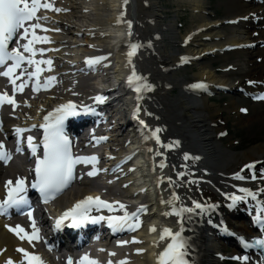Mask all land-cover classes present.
<instances>
[{"label":"bare ground","instance_id":"bare-ground-1","mask_svg":"<svg viewBox=\"0 0 264 264\" xmlns=\"http://www.w3.org/2000/svg\"><path fill=\"white\" fill-rule=\"evenodd\" d=\"M160 1L51 0L54 7L62 11L42 9L41 16L48 19L40 20L43 28L37 35L48 37L49 42L36 43L37 52L33 56L35 60L51 59V70L47 64L40 65L43 77L38 80L34 77L33 83L39 82L41 87L27 101L26 121H21L22 116L7 121L0 136H10L17 122L30 125L38 117L43 119L68 99L94 102L95 96L108 98L114 92L116 97L105 101L106 105L114 113L123 110L129 117L128 124L110 130L112 134L106 140L97 143L93 137L98 136L92 135L85 144L102 146L111 154L112 158L97 156L96 167L107 171H100V176L98 173L94 181L87 182L83 179L86 170L78 179L79 186L60 199L63 205L91 195L109 202L120 201L129 213L144 206L145 210L138 213L140 227L128 237L125 246L128 254L121 246L110 247L119 252L110 256L112 264L120 261L158 264V254L170 242V238L160 239L165 227L173 231L183 229L182 236L188 242L189 264H220L224 260L221 254L225 252L218 240L220 235L209 225L213 219L226 221V217L234 214L230 216L234 224L229 223L227 227L244 237L254 234L249 227L252 215L264 201V191H260L264 186L254 183L264 174V140L245 150L224 144L220 138V132L225 129L221 108L208 102L206 94L217 90L239 96L243 103L232 102L237 116L248 123L258 122L264 129V99L259 98L264 96V0L223 1V20L210 18L207 0H178L187 2L193 11L192 22L184 35L174 28L172 21L163 22ZM226 19L230 32L222 29ZM168 43L178 48L173 50ZM131 44L141 47L129 63L127 53ZM39 49L45 51L41 53ZM208 55L222 56L224 62L220 68L205 61ZM94 57H106L101 62L108 71L100 86L92 82V73L97 71L98 63L86 65V59ZM188 62L197 66L192 74L194 78L177 77L175 73L181 64ZM133 66L138 75L146 78L142 82L151 85L150 91L142 90L138 94L129 87L127 78ZM28 69L34 72L36 65L29 64ZM48 77H55V81L45 88L43 85ZM200 83L206 87H195ZM173 86L180 90L172 95L169 92ZM156 129H161L157 134L159 143L152 136ZM175 141L179 142L178 146H163ZM185 154L189 159L184 158ZM232 162L237 167L227 170ZM249 164L254 167L246 168ZM16 169L5 168L0 175L10 177ZM236 173L245 178L236 179ZM187 179L189 181L184 183ZM241 188L258 195L255 200L249 197L241 202L243 209L237 212L230 206L229 197L244 195ZM173 196L179 199L173 204L167 203ZM193 201L215 207L179 217L164 215L172 211L173 205L177 209L194 207ZM114 208L119 209L116 205ZM152 227L156 231H150ZM18 248L25 246L18 245L0 221V264H5L9 256L14 258ZM138 249L143 251L138 252ZM232 250L229 256L238 264H249L247 260L236 259L240 256L236 246Z\"/></svg>","mask_w":264,"mask_h":264},{"label":"snow or ice","instance_id":"snow-or-ice-1","mask_svg":"<svg viewBox=\"0 0 264 264\" xmlns=\"http://www.w3.org/2000/svg\"><path fill=\"white\" fill-rule=\"evenodd\" d=\"M43 9H49L54 11H62V9L55 8L51 0H0V66H4L6 70L0 71V75L9 77L11 83L14 85L13 91H23L26 83L16 85V80L19 79V75L14 77L16 69L21 68V65L27 61L30 65H36V70L34 72H28L27 75L31 77H37L38 74L43 70L40 68L41 64H47L49 70H51L52 60H35L32 57L35 56L37 49L34 47L36 43H46L49 42V38L46 36H39L36 33V29L42 28V25L38 22L41 19H48L46 16H38V11ZM37 21L36 23H28L31 21ZM129 28L131 27V22H128ZM21 29L23 30L21 32ZM47 31V29H44ZM59 31V29H56ZM19 34L21 39L27 40V43L20 45L19 47H13L9 49V44L13 41L14 37ZM29 35L31 38H29ZM141 45L131 44L130 51L127 53L129 57V63H131V57L136 54V51ZM21 48L23 51H21ZM42 53L44 49H39ZM24 53H30L31 56H25ZM106 59V57H94L87 58L86 63L94 65L99 63L101 60ZM11 61L12 63H8ZM55 81V77H48L44 83V87L51 85ZM146 78L138 75L133 66L131 74L127 78V83L129 87H133L136 93H141L142 90L150 91L151 85L147 84ZM252 83V82H250ZM41 85L37 82L34 85L33 90L38 91ZM197 88L206 87L204 84L200 83L195 85ZM74 95L76 93H73ZM141 97L138 95L137 99ZM264 99V96L259 97ZM107 97L102 95H97L93 98L96 103H104ZM10 104L13 108L17 107V103L14 97L9 96L6 92L0 93V106L3 104ZM79 108V111H78ZM88 113L94 112L95 109L88 105L78 106L73 101H68L65 104L59 105L52 112H49L43 117L44 123L37 125H32V128L39 127L43 129V137L39 143H35V137L27 136L26 142L31 155L34 156L35 166L32 169L35 172V180L31 183V187L38 189L39 192L44 197V202L47 203L49 199L54 198L57 194H60L64 189H66L72 180L74 179V172L76 165L78 164H91L92 170L87 172L88 176H96L100 171H107L106 169H98L96 165L99 163V158L95 155L92 156H77L73 155L71 151V141L69 137L65 134L63 130L64 121L70 116H76L80 112ZM242 111H245L242 109ZM139 112V108L136 109ZM143 125L144 121H140ZM29 129L16 128L15 132L18 137ZM161 129H156L153 131L152 136L159 143V136L157 135ZM99 143L102 140H106L107 137H93ZM21 141L18 139L17 144L19 145ZM42 145V155H37V149ZM179 142L175 141L168 145H163L164 147L171 148L178 146ZM17 152L22 153L23 149L21 147L16 148ZM12 153L8 151L3 143L0 141V161L8 163L12 160ZM185 159H189L188 154H185ZM194 159H199L195 157ZM165 165L162 163L161 167ZM246 168H253L254 165L249 164L245 166ZM179 176H183L184 173H178ZM236 179H244L245 177L240 175V173L235 174ZM255 179V176H253ZM195 183L196 181H191ZM6 196L4 199L0 200V214H7L8 210L11 208L20 209L22 206L28 205L29 201L27 199V190L29 184L26 182V178L17 177L15 182L8 180L5 182ZM240 191L244 195L237 196L231 195L229 198L232 204L235 205L238 201H244L251 197L252 199H257V192H254L247 188H241ZM260 191H264L261 189ZM178 196H173L172 200L167 201L169 204H173L174 200H178ZM163 202V201H162ZM194 207H180L176 208L173 205L171 212H166L164 215H176L182 216L184 213H192L196 210L204 211L209 207H215V205H204L199 202L193 201ZM114 205L118 206L120 210L123 211V215H111V216H93L90 213L95 209L99 211L102 208H106L109 212L115 210ZM232 206V205H230ZM127 206L120 201L109 202L103 200L100 196H86L81 200H78L71 208L65 211L60 218L56 220V228L61 227V223L64 220L71 219V224L74 227H80L85 222L98 223L100 221L106 220L108 226L114 231H120L124 228L129 230H135L140 227V221L138 213L145 210L144 206L137 209L136 212L129 213ZM31 218V211L28 212ZM255 221L264 225V201L261 202V207L256 211ZM33 232L29 235L22 226L16 225L15 228H10V231L15 232L20 239H25L27 237L29 243L33 240L39 239L38 232L39 229L35 226V221L32 222ZM150 231H156L155 227H152ZM183 229L179 231H173L171 228L165 227L162 229L160 239L165 240L170 238V242L162 252L158 254L157 260L158 264H189L187 259L188 255V242L182 236ZM24 233L23 236L20 233ZM243 241L244 238L242 237ZM135 242V241H133ZM121 244L128 243V241H122ZM252 244L264 247V238L255 239ZM252 244L245 242V247H251ZM18 252L24 254L27 264H45V261L40 255L30 253L23 248H18ZM103 251V249H101ZM138 252H142L143 249H138ZM110 255H115L111 253ZM236 259L247 260L248 257H238ZM5 264H17L12 258L5 261ZM23 264V262H20ZM67 264H99V261L90 257L89 254L85 253L79 258L78 261H73L71 257L68 258ZM108 264H112L109 261ZM118 264H127L126 261H120Z\"/></svg>","mask_w":264,"mask_h":264},{"label":"rangeland","instance_id":"rangeland-1","mask_svg":"<svg viewBox=\"0 0 264 264\" xmlns=\"http://www.w3.org/2000/svg\"><path fill=\"white\" fill-rule=\"evenodd\" d=\"M226 0H207L206 8L210 12V18L214 20H223L224 16V7L221 5V2ZM160 9L162 11L163 22L172 21L175 29L184 35L187 31L188 26L192 22L193 11L189 7L187 2H182L178 0H161L160 1ZM179 27V28H178ZM223 30L230 32V27L228 25L222 26ZM169 44V48L176 50L177 45ZM231 57V56H230ZM205 61H209L210 64L215 65V67L220 68L221 62L223 61L222 56L213 57L212 55L208 56ZM197 70L196 65H186L185 67L179 68L175 75L181 77L183 79H192L194 76L193 72ZM234 88V87H233ZM180 88L177 86H173V89L169 92L170 94H177ZM213 101L218 107L221 108V117L224 119L225 129H227V136L222 139V142L225 144H229L233 149L237 150H245L247 147L258 145L259 142L264 140V129L260 126L258 122H250L245 121V118L242 120L241 117L237 116V112L235 107H233L232 102L236 100L238 103H243V99L239 96H235V94H214ZM245 101V100H244ZM237 167V164L232 162L227 166V170H233ZM258 183H262L264 185V176L260 177ZM223 250L226 251L230 249V247L223 241H219ZM227 248V249H225ZM227 252V251H226ZM230 252V251H229ZM228 253V252H227ZM226 253V254H227ZM224 264V263H220Z\"/></svg>","mask_w":264,"mask_h":264}]
</instances>
